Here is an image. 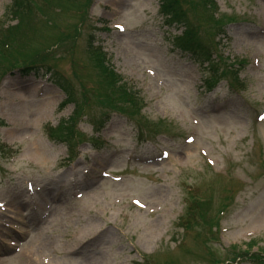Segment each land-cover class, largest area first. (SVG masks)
<instances>
[{
    "label": "rangeland",
    "instance_id": "1",
    "mask_svg": "<svg viewBox=\"0 0 264 264\" xmlns=\"http://www.w3.org/2000/svg\"><path fill=\"white\" fill-rule=\"evenodd\" d=\"M184 1L204 11L203 1ZM31 2L30 22L8 33L17 20L6 16L12 0H0V201L20 219L0 228V264H264V0H216L212 9L231 18L216 40L238 59V92L225 81L205 88L206 63L173 48L183 28L167 26L161 0ZM210 31L199 34L204 42ZM90 36L142 98L143 139L136 121L107 110L117 101L100 98ZM20 59L51 66L73 103L59 106L68 95L53 74L1 77ZM107 114L93 144L92 124ZM68 117L63 141L57 128ZM76 118L85 141L70 151ZM164 148V160L146 162ZM26 181L40 188L28 207Z\"/></svg>",
    "mask_w": 264,
    "mask_h": 264
},
{
    "label": "trees",
    "instance_id": "2",
    "mask_svg": "<svg viewBox=\"0 0 264 264\" xmlns=\"http://www.w3.org/2000/svg\"><path fill=\"white\" fill-rule=\"evenodd\" d=\"M203 5V12L199 14H194L197 10L193 2L187 3L184 0H161V12L169 16L170 24H182L183 31L180 35L175 36L173 40V44L176 48H179L182 51L192 52L194 56L202 53V57L206 59V61L210 62L211 68V76H216L218 74V67H220L218 60L222 61L223 58L218 56V60L213 58L212 55L209 57L207 52L208 48L216 47L218 45V41L216 40V36L219 33H222L223 26H221V22L214 17L213 12L211 11V7L213 5V0H201ZM185 4L188 5V9H185ZM37 7L34 5L31 0H12L11 5L7 9V16L12 17L17 20L15 25L10 26L7 30L8 33H12L20 29L21 25L23 27L25 22L29 21L30 15L32 14V9ZM212 14V15H211ZM30 22V21H29ZM215 27V29L213 28ZM211 28L209 34L211 35L212 43L204 44L200 43L201 40V31L204 29L208 30ZM10 46H6L9 48ZM211 50V49H210ZM92 60L94 61L95 66L101 69L102 71V81L100 86L96 88V90H101V96L104 98L102 100H110L113 99L117 101V108L121 112L131 110L138 101V98L135 94L129 91V89L125 88L124 85L119 84V80L116 75L112 72L111 69L108 68L106 63V54L103 52L102 48L99 46H93L92 41H89L87 50H86ZM231 67V65H229ZM227 69V68H226ZM29 72L32 69L29 67L26 68ZM65 93H67V100L74 101V98L71 96L73 92V88L71 85L61 83L60 86ZM111 106V103H107ZM63 105V104H62ZM77 106V110H78ZM135 113H129V115L133 116ZM69 121L62 122L61 126L58 128L60 138L64 139L62 128ZM74 138L78 135L77 130L75 129ZM80 134V133H79ZM66 140V139H65Z\"/></svg>",
    "mask_w": 264,
    "mask_h": 264
}]
</instances>
